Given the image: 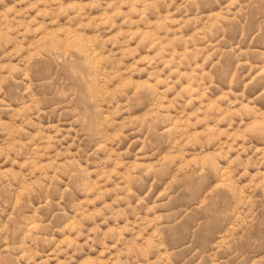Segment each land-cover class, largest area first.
<instances>
[{
	"label": "rangeland",
	"instance_id": "1",
	"mask_svg": "<svg viewBox=\"0 0 264 264\" xmlns=\"http://www.w3.org/2000/svg\"><path fill=\"white\" fill-rule=\"evenodd\" d=\"M0 264H264V0H0Z\"/></svg>",
	"mask_w": 264,
	"mask_h": 264
}]
</instances>
